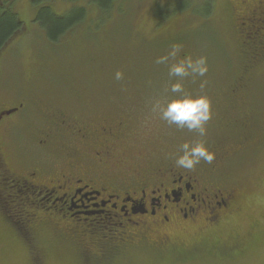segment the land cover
<instances>
[{
    "label": "flooded vegetation",
    "instance_id": "flooded-vegetation-1",
    "mask_svg": "<svg viewBox=\"0 0 264 264\" xmlns=\"http://www.w3.org/2000/svg\"><path fill=\"white\" fill-rule=\"evenodd\" d=\"M34 1H25L34 11L25 21L17 0H0V18L16 17L0 42V204L3 215L18 219L12 222L25 241L33 218L61 240L99 252L102 260L136 250L169 252L171 259L178 236L205 234L238 216L236 192L219 163L189 172L177 168L174 157L158 156V140L167 138L169 128L158 114L146 119L123 106L105 107L86 124L63 106L46 103L37 88H11V68H5L11 50L44 35L36 14L52 0ZM218 7L217 23L229 27L231 38L264 49V0H218ZM244 87L236 83L230 91L238 95ZM20 109L24 132L14 120ZM235 110L221 113L219 129L244 145L251 127ZM214 145L220 156L230 154L225 142ZM211 170H220L216 179Z\"/></svg>",
    "mask_w": 264,
    "mask_h": 264
},
{
    "label": "trees",
    "instance_id": "trees-1",
    "mask_svg": "<svg viewBox=\"0 0 264 264\" xmlns=\"http://www.w3.org/2000/svg\"><path fill=\"white\" fill-rule=\"evenodd\" d=\"M37 1L38 0L34 2ZM118 1L119 0H93V4L96 5V14L94 13L93 17L97 18L100 14L108 13L112 7L116 6ZM90 2L91 0H86L84 3H71L61 12H57L54 8H52V5L51 7L45 6L41 8L36 14V18L42 21L41 27L44 30V35L42 34L40 39H43L44 37L45 39L43 40L45 42H48L50 45H56L64 38H67V36H69L70 33H72L76 28H78L80 24L91 19L89 16L91 11L90 5L93 4ZM184 7L185 4L183 3H179L176 6L177 9H184ZM193 7L194 8L191 11L189 10L188 13L192 14V16L195 17V20L199 19L196 25L197 28H199L200 23L207 25L208 16L212 19L213 25L218 26V21L216 19L219 17L220 11L222 10V8H220L219 11L218 0H194ZM179 11L176 13H179ZM161 16L162 15L159 17L157 16V19H152L153 24L151 27L159 26L157 22L161 21ZM15 18V15H5L3 18H0V42L5 37L10 28L12 30L16 26ZM183 27L186 28L187 26L184 24L179 25V28L175 30L172 35L177 34ZM218 27H223V31L227 34L225 36L227 40H229L231 43H234L230 57H228V62L226 64L224 73L220 74H224V77L226 76V78H223V83L217 82L215 79V81L210 86L205 84L201 89L198 88V84H195L192 88L194 93H199L198 91L202 90L201 92L207 94L211 98L213 115L212 119L206 125V134L201 137L197 133L188 132L186 129L177 128L175 125L170 126L166 121L158 117L160 121H164L169 127L167 138L164 139V137H160L158 140V156L161 155L164 157V159L172 157L176 159L177 156L182 154L181 145L183 143H195L198 140H204L209 146L210 150L215 153V159L212 163L201 161L200 165H205L207 167V171L210 169V167L212 168V166L216 164L215 162L220 164L219 169L226 172L229 187L234 189L236 192L234 204L238 215L243 211L242 200L245 189L242 185L243 183L236 178V173L234 172H237L239 169L243 170L242 172L245 176L249 171L251 173V171L254 172L258 169V167H256L258 159L264 160V128L256 119V111H260V109L257 107V105L250 103L255 102L256 98L254 100L252 94L250 93L249 95L247 92V88L253 79V72L257 71L256 78L258 77L259 72L260 74L264 72V49L261 50L260 46L256 48L253 45L250 46V44L237 42L235 39L231 38L232 36L229 35L231 33H229V27L227 25L219 24ZM185 40L190 41L187 37L183 41ZM192 43V49L196 48L194 41ZM181 44L184 45V42H181ZM86 49V52L80 55L78 60L72 59L74 52V50H72L71 58L66 63L62 57H60V59L53 57V59H56L54 64L55 67L52 68L50 66L52 69H54L55 73L63 76V80H66L65 83L70 86V88L66 91L70 95L69 97L75 99V102L69 103L66 101L69 104L63 102L58 104V106H63V108L69 110L74 116L76 122H85L86 124H90L89 121H91V119L93 120L95 116H97L98 112L103 111L105 108L106 105H104L105 101L103 100V97L105 96H111V99H113L109 101L110 106L107 107L108 109L123 106L126 110L132 109L135 114L136 111H138L141 118L146 119H148L149 114L152 113L151 108L153 103L157 101L166 103V101L171 98V96H169V98L163 97L165 95L164 91H166L164 85H161L163 90L160 88V86H154V88L151 90L148 89L150 91H147L145 89L139 88L134 82L129 81L131 77L129 68L132 59L129 49H125V52L127 53L125 58L124 56L121 57L120 49H118L117 45L115 44H112L103 50H95L91 48ZM154 49L156 50V48ZM157 49L159 52H162L161 45ZM36 52L38 51L35 50L33 52V60L37 56ZM61 54L64 55L63 52ZM182 54L185 57L189 56L190 53ZM194 54L195 52L192 53L191 57H193ZM121 63L122 66L120 67ZM32 64L34 66L32 69L36 70L35 68L38 65H34L35 62ZM125 65L128 66L125 67ZM122 67L123 69H121ZM103 70L107 71L104 72ZM117 71L123 72V79H115V73ZM98 74L100 75L98 76ZM71 76H73L76 82H71ZM94 77H96V79ZM236 83L245 84V87L238 93V95L236 93L234 95L230 91L233 88V84L235 85ZM120 87L126 88L123 94L120 92L122 90ZM23 89L25 90V93L30 91L29 87H24ZM46 92L51 93L48 89H46ZM160 92H162L161 95ZM90 94H93V99L90 98L91 96L88 97ZM119 94L124 98L120 99ZM171 95L173 94L171 93ZM115 96H119V98L115 99ZM23 99H26L25 95L23 96ZM124 99L126 102L133 103V105L123 104L122 102ZM46 103L48 102L46 101ZM29 104L30 102H26V106H23V108H28ZM32 106L35 107V105ZM230 108H235V111H237L241 116L244 115L247 117V120L250 124L251 134L247 143L245 142L244 145L240 144V142L243 140L236 137V135L231 133L223 134L219 129L221 113L224 110ZM22 109L17 112L14 120H16L17 126H21V129L24 132L25 130L22 122ZM26 128V131L30 130V126H26L25 129ZM257 128L259 130H257ZM183 134L186 137H189V140H176V135L183 136ZM219 142H225L230 146V154H228V156L226 155L227 157L224 156L225 158L219 155L220 153L218 150V145L215 148L214 144ZM219 158H223V160L220 162ZM243 163L247 165L245 169L244 165H242ZM216 167L217 166H215V168ZM209 172L212 179H216V174H220V170H211ZM1 207L2 205L0 204V251L7 248L8 251L9 248L12 249L23 246L26 248L25 252L29 258L28 261L31 259V262H27V264H46L48 253L53 256L55 255L57 259H62L63 257L68 256L72 264H115L117 263L115 262L116 260H120L121 258L125 257L119 255L114 258L111 256V253L110 256L106 257V260L108 258L107 261L102 260L101 258L103 257L99 255V252H94L95 250L92 248H90L87 252L84 251L80 245L76 244L75 246L72 243L69 244L61 240L60 236H56V231L50 229L49 227H45L44 224H41L44 226L43 228V226H41L38 222L36 223L33 218L31 225L29 224L26 226L29 228L28 231L31 232L29 241L26 242L24 235L19 231L20 229L15 223L13 224L12 222V220L18 219L14 217L11 218V214L8 212H5L6 214L3 215ZM226 226H228V224ZM226 226H222L221 228L219 227L220 229H212L210 232L208 231L205 234H197L195 235L196 240L190 243L187 242L186 244H181L182 239L178 240V242H176V247L174 246L175 250L171 251L174 254L171 259L168 258L169 252L165 251L153 252V259L157 261L164 260L162 262L167 263L172 261L184 263L193 262L195 261L196 256L198 257L204 254L211 256L213 260L215 259L218 262H223L226 255H244L251 249L252 246L257 245L256 243H259L261 240L262 235L260 234V229L255 226H250V234L247 236L233 234L234 236H230L226 240L224 238L222 239L221 233H223L224 227ZM255 240L257 241L256 243H254ZM33 246L37 250V256H30V251ZM112 251L115 253L114 249ZM168 259L170 261H168Z\"/></svg>",
    "mask_w": 264,
    "mask_h": 264
},
{
    "label": "rangeland",
    "instance_id": "rangeland-1",
    "mask_svg": "<svg viewBox=\"0 0 264 264\" xmlns=\"http://www.w3.org/2000/svg\"><path fill=\"white\" fill-rule=\"evenodd\" d=\"M25 1L27 0H17V8L21 10L20 17L26 21L33 17L34 11L27 9ZM85 1L52 0L49 4L57 12H61L71 3H84ZM193 2L194 0H119L116 6L112 7L108 13L100 14L97 18H94L96 5L91 0L90 3L93 4L90 5L91 11L89 16L91 19L84 21L67 38H64L56 45H50L40 38H29L27 42L24 41L20 46L16 45L17 50L16 48L11 50V57H7L5 65L8 71L11 68V88L19 89V86L37 88L39 91L35 92L38 97L54 105L63 102L67 103L66 101L74 103L75 99L69 97L70 95L66 91L70 86L65 83L66 80H63V76L55 73L54 69H52L55 67L56 61L53 57L59 59L62 57L66 63L71 58L72 50H74L72 59L78 60L80 55L86 52V48L103 50L112 44L117 45L118 49H120L121 57H126V48L129 49L132 55L129 68L131 80L129 79V81L134 82L139 88L147 91H150L154 86H160L163 90L161 85H164L166 90L164 91V98L172 97L169 91V84L171 85L175 79L169 77V64L183 59L181 58L184 57L182 53H190L189 56H192V53L195 52L192 57L193 59L206 56L209 66L206 76H189L183 79L182 83L186 92L194 93L192 88L195 84H198V88H201L199 84L202 80L206 81L207 86H210L215 79L217 82L223 83V78L225 79L226 76L224 77V74H220L224 73L234 43L227 40L225 37L227 34L223 31V27H218L219 24H217L218 26L213 25L212 19L209 16L207 17V25L200 23L199 28H197L196 25L199 19L195 20V17L188 13L189 10L191 11L194 8ZM179 3L185 4L184 9L176 8ZM178 11L179 13H176ZM160 15H162L161 21H156L159 26L151 27L153 24L152 19H157V16L159 17ZM181 24L187 27L181 28L177 34L172 35ZM186 37L191 42L187 40L183 41ZM193 41L196 45L194 49H192ZM181 42H184V45ZM173 44L181 46V53L175 60H169L166 64H157L155 62L156 59L167 55ZM160 45L162 46V52H159L157 49ZM35 50L38 52H36L37 56L33 60L32 56ZM62 52L64 55L61 54ZM33 62H35L34 65H38L35 68L36 70L32 69L34 67ZM256 75L257 71H254L253 79L247 88V92L249 95L250 93L252 94L254 100L256 98L255 102L250 103L257 105L260 109V111H256V119L264 128V72L262 74L259 72L257 78ZM94 78L96 79V77ZM71 82H76L73 76H71ZM46 89L50 90L51 93L46 94ZM121 89L120 92L123 94L126 88L123 87ZM201 91L199 90L198 92ZM161 94L162 92H160ZM92 95L90 94L88 97L91 96L90 98L93 99ZM119 96H115V99L119 98ZM121 98L123 99L124 97L120 96ZM13 99L17 100L16 95H14ZM103 100L105 101V107H109V101L113 99H111V96H105ZM122 103L133 105V103L126 102L125 99ZM257 130L259 129L257 128ZM177 139L180 141L189 140V137H186L184 134L183 136L176 135ZM242 165H244V169L247 167L245 163ZM256 167H258L256 171H251V173L249 171L245 176L243 175V170L239 169L237 172H234L236 173V178L243 183L242 185L245 189L242 200L243 211L235 218H232L228 226L225 225L223 233H221L222 239L226 240L228 237L234 236L233 234L247 236L250 234V226L259 228L262 235L261 240L259 243L255 240L254 243L257 242V245L252 246V244L251 249L244 255H226L223 262H218L215 259L213 260L211 256L203 254L204 256H196L193 262L180 263L172 261L167 263L162 262L164 260L157 261L153 259V254L147 253V251L136 250L128 251L126 254L129 255L116 260L115 262L117 263L115 264H264V160L258 159ZM176 239H182L181 244H186L187 242L190 243L196 240V237L190 234L178 236ZM7 249L0 251V264H27V262H31V259L28 261L29 258L25 252L26 248L23 246L9 248L8 251ZM30 256H37V250L34 246L31 248ZM168 261L170 260L168 259ZM46 264H72V262L68 256L57 259L55 255L53 256L48 253Z\"/></svg>",
    "mask_w": 264,
    "mask_h": 264
},
{
    "label": "clouds",
    "instance_id": "clouds-1",
    "mask_svg": "<svg viewBox=\"0 0 264 264\" xmlns=\"http://www.w3.org/2000/svg\"><path fill=\"white\" fill-rule=\"evenodd\" d=\"M181 53V46L173 44L167 55L158 57L157 64H166L169 60L175 58ZM208 61L206 56H200L193 59L191 56H185L176 63L169 64L168 74L175 78L170 85L172 97L161 103H153L151 111L158 114L159 118L166 121L168 125H175L177 128L186 129L188 132L197 133L203 137L206 134V125L212 119L211 98L203 93H190L184 90L183 79L186 77H204L208 72ZM124 74L121 71L115 73V79H123ZM206 84L202 80L201 89ZM181 152L176 157L174 163L177 168L192 172L201 161L212 163L215 159V153L210 150L204 140H198L195 143L185 142L181 145Z\"/></svg>",
    "mask_w": 264,
    "mask_h": 264
},
{
    "label": "water",
    "instance_id": "water-1",
    "mask_svg": "<svg viewBox=\"0 0 264 264\" xmlns=\"http://www.w3.org/2000/svg\"><path fill=\"white\" fill-rule=\"evenodd\" d=\"M15 110H16V108H15V109H12L11 112H13V111H15Z\"/></svg>",
    "mask_w": 264,
    "mask_h": 264
}]
</instances>
